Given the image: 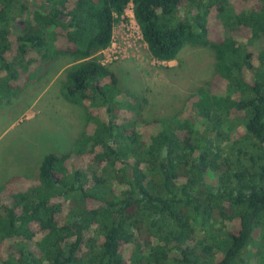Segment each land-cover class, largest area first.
Listing matches in <instances>:
<instances>
[{
    "label": "trees",
    "instance_id": "16d2710c",
    "mask_svg": "<svg viewBox=\"0 0 264 264\" xmlns=\"http://www.w3.org/2000/svg\"><path fill=\"white\" fill-rule=\"evenodd\" d=\"M130 4L155 60L213 57L171 118L102 62ZM61 58L84 129L0 184V264L243 263L264 236V0H0V104Z\"/></svg>",
    "mask_w": 264,
    "mask_h": 264
},
{
    "label": "rangeland",
    "instance_id": "374dc122",
    "mask_svg": "<svg viewBox=\"0 0 264 264\" xmlns=\"http://www.w3.org/2000/svg\"><path fill=\"white\" fill-rule=\"evenodd\" d=\"M102 56L123 89L145 97L148 120L176 115L192 93L206 87L213 73V57L204 49L186 47L175 61L155 60L130 7L115 26L114 49L110 46ZM48 63L42 78L0 104V184L17 175L33 176L45 155L67 151L84 129V109L62 94L59 78L68 60ZM263 259L264 236L255 234L241 264H263Z\"/></svg>",
    "mask_w": 264,
    "mask_h": 264
},
{
    "label": "built area",
    "instance_id": "2783aa9c",
    "mask_svg": "<svg viewBox=\"0 0 264 264\" xmlns=\"http://www.w3.org/2000/svg\"><path fill=\"white\" fill-rule=\"evenodd\" d=\"M128 7H130L131 8V10H132V8H133V6H132V4H130V5H128ZM126 11V10H125ZM132 14H133V12H132ZM133 18H134V16H133ZM135 20V19H134ZM135 24H136V22H135ZM137 25V24H136ZM116 26V25H115ZM138 27V26H137ZM114 29H115V27H114ZM114 29H113V35H112V42H111V48L112 49H114ZM138 30H139V28H138ZM140 32V31H139ZM141 35V34H140ZM142 38V37H141ZM108 49V48H107ZM106 49V50H107ZM105 51V50H104ZM104 51L102 52V54L104 53ZM102 62H103V60H102ZM103 64H105L104 62H103Z\"/></svg>",
    "mask_w": 264,
    "mask_h": 264
},
{
    "label": "water",
    "instance_id": "95a60500",
    "mask_svg": "<svg viewBox=\"0 0 264 264\" xmlns=\"http://www.w3.org/2000/svg\"><path fill=\"white\" fill-rule=\"evenodd\" d=\"M23 23H24L23 21L16 22V24H23Z\"/></svg>",
    "mask_w": 264,
    "mask_h": 264
},
{
    "label": "flooded vegetation",
    "instance_id": "af4514ba",
    "mask_svg": "<svg viewBox=\"0 0 264 264\" xmlns=\"http://www.w3.org/2000/svg\"><path fill=\"white\" fill-rule=\"evenodd\" d=\"M16 26H21V24H15Z\"/></svg>",
    "mask_w": 264,
    "mask_h": 264
}]
</instances>
